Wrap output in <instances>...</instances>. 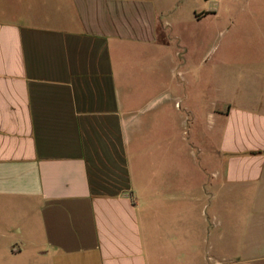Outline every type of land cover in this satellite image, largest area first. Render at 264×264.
<instances>
[{"label":"crops","instance_id":"crops-1","mask_svg":"<svg viewBox=\"0 0 264 264\" xmlns=\"http://www.w3.org/2000/svg\"><path fill=\"white\" fill-rule=\"evenodd\" d=\"M184 2L0 0V264H195L224 188L264 209V95L213 109L200 149L155 96Z\"/></svg>","mask_w":264,"mask_h":264},{"label":"rangeland","instance_id":"rangeland-1","mask_svg":"<svg viewBox=\"0 0 264 264\" xmlns=\"http://www.w3.org/2000/svg\"><path fill=\"white\" fill-rule=\"evenodd\" d=\"M155 1L159 5L162 0ZM184 4L186 11L174 27L183 42L181 46L167 47L160 56L155 96L160 104H168L170 117L173 110L176 136L187 133L186 115L192 113L189 134L193 146L200 149L201 142L206 140L207 147L211 142L208 134L213 109L249 100L251 107L261 110L263 0H185ZM201 10L204 12H199L198 21L192 12ZM181 47L183 58L179 56ZM175 101L180 107L175 106ZM164 111L159 108L160 122L166 121ZM179 143L176 140L175 147ZM255 192L240 187L220 192V202L210 206L208 213H216L220 218L221 235L215 245L208 246L205 260L201 254V262L195 264H264V253L257 251L264 231V209L262 203L251 201ZM25 254L29 255L30 264H47L30 250ZM23 263L20 257L13 264Z\"/></svg>","mask_w":264,"mask_h":264}]
</instances>
